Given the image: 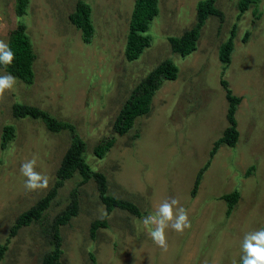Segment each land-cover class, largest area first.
<instances>
[{
	"label": "rangeland",
	"instance_id": "rangeland-1",
	"mask_svg": "<svg viewBox=\"0 0 264 264\" xmlns=\"http://www.w3.org/2000/svg\"><path fill=\"white\" fill-rule=\"evenodd\" d=\"M76 1L27 0L18 16L15 0H0V40L7 43L9 32L22 24L34 55L32 81L16 78L0 99V142L3 125L12 126L11 137L0 145V245L6 242L0 264H41L54 248V221L71 202L75 215L57 226L59 264H93L89 254L94 264L238 263L245 234L264 228V0L241 14L237 0H215L220 15L205 19L195 49L185 56L171 51L167 37L195 24L198 0H157L145 31L148 44L133 60H126L123 50L134 0H82L92 24L87 43L68 20ZM232 25L224 64L218 48ZM164 59L177 67L175 79L164 80L148 112L117 133L114 120L131 89ZM6 74L0 68V76ZM221 79L241 97L234 112L238 137L234 146L221 143L210 154L228 126ZM13 104L71 124L85 144L84 162L104 177V194L132 203L138 213L106 211L96 182L74 170L41 215L11 234L18 216L54 186L71 139L67 129L50 131L39 119L14 117ZM107 138L111 146L95 156L93 147ZM33 156L35 170L49 177L47 189L24 188L20 167ZM233 190L238 197L226 212L220 195ZM168 198L187 210L191 227L183 233L166 229L163 251L141 222ZM101 219L105 226L90 234L92 222Z\"/></svg>",
	"mask_w": 264,
	"mask_h": 264
},
{
	"label": "trees",
	"instance_id": "trees-1",
	"mask_svg": "<svg viewBox=\"0 0 264 264\" xmlns=\"http://www.w3.org/2000/svg\"><path fill=\"white\" fill-rule=\"evenodd\" d=\"M215 0H198L195 5V24L188 30L184 31L180 36H168L167 41L169 43L172 52L178 53L180 56H185L192 52L196 46V40L199 36V30L204 24L205 19L209 15L219 16L220 12L214 6ZM257 0H237L236 7L238 13L244 12L250 4H254ZM15 11L18 16L22 15L27 0H15ZM157 13V0H134L130 16L128 19L127 32L125 37V44L123 54L126 60H133L139 56L142 49L148 44V35L145 34L148 24ZM90 7L82 0H77L74 5V11L68 15L69 22L76 28H79L81 34V40L85 43L89 42L92 33V24L90 21ZM234 25L231 26L230 36L225 42H223L218 48V59L224 64L229 62V53L232 48ZM7 44L14 53V60L12 64L5 68L0 65L1 69H4L8 74H11L15 78L30 83L32 81V69L31 61L34 55L31 51V46L28 38L24 32V26L18 24L16 28L9 32L7 38ZM177 67L172 63L170 59H164L159 62L154 68H152L144 78L135 85L128 97L125 99L120 111L118 112L113 128L121 134L126 132L133 119L136 116L146 114L150 106V98L154 92L161 86L164 80H174L176 77ZM220 84L224 89L225 100L227 102L226 119L228 126L225 127L220 137L214 142L210 150V154H213L218 145L223 143L228 147L235 145L238 132L235 128L236 122L234 119V112L241 97L231 93V90L227 86L225 80H220ZM12 115L14 117L36 118L41 120L44 126L50 131H58L61 129H67L70 134V144L65 150L59 167L56 170V176L58 177L54 186L33 206L26 211L22 212L13 225L11 234L21 225H27L32 219L38 218L42 211L48 206L49 201L56 195V187L61 185V182L70 177L74 170H78L82 175L83 180L92 178L98 186L99 199L102 202L106 211H110L113 207H119L126 209L133 213H138L136 207L127 201H122L104 194V177L101 173L91 171L84 159L82 153L85 150L84 142L79 138L73 129V126L66 122L57 121L46 112L39 110L38 108L24 104H13ZM12 126L3 125L0 145L4 146L5 142L11 137ZM112 140L107 138L100 140L94 147L93 152L95 156L101 157L104 152L111 146ZM202 169L197 172L194 182L191 188V196L194 195ZM238 192L236 190L230 193L220 195V198L226 201V212L229 211L231 206L236 202ZM76 204H71L65 209L54 221L55 232L53 237L56 238L54 242V248L50 253H47L42 258L41 264H59V241L57 226L64 224L71 216L75 215ZM105 220L93 221L90 226V234L94 233V229L97 227L105 226ZM6 242L0 245V258L6 249ZM92 263L94 264V258L92 254H89ZM236 264H241L239 261Z\"/></svg>",
	"mask_w": 264,
	"mask_h": 264
},
{
	"label": "clouds",
	"instance_id": "clouds-1",
	"mask_svg": "<svg viewBox=\"0 0 264 264\" xmlns=\"http://www.w3.org/2000/svg\"><path fill=\"white\" fill-rule=\"evenodd\" d=\"M13 60L14 53L9 45L0 40V65L7 68ZM15 83L16 78L11 74L0 76V99L3 98L7 90L13 89ZM36 164V156L21 164L20 173L26 178L24 181L26 191H36L48 187L49 177L37 172ZM178 205L179 201L176 198L165 199L158 205L155 212L145 216L141 222L143 227L148 230L152 242L163 251L168 249L166 229L171 228L177 233H183L185 229L191 227L187 210ZM103 216H107L106 211L102 213ZM241 253V264H264V228L245 234L241 243ZM233 264L236 262L233 261Z\"/></svg>",
	"mask_w": 264,
	"mask_h": 264
}]
</instances>
